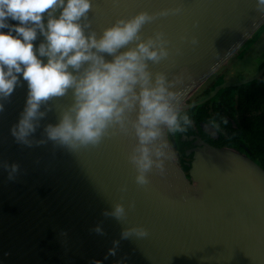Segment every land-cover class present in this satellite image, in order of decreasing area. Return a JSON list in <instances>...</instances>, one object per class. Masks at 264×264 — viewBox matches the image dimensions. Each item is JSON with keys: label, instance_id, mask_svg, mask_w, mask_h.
<instances>
[{"label": "water", "instance_id": "water-1", "mask_svg": "<svg viewBox=\"0 0 264 264\" xmlns=\"http://www.w3.org/2000/svg\"><path fill=\"white\" fill-rule=\"evenodd\" d=\"M161 9L179 12L156 15L142 26L141 38L161 31L168 40L169 55L148 61V68L174 81L187 109L209 101L221 88L263 75L264 66L187 102L264 25L253 0H92L88 23L99 34L117 17ZM26 90L21 81L0 112V161L18 165L13 179L0 167V264H264V169L248 154L216 147L198 135L183 136L195 146L187 152L192 161L186 173L175 137L164 133L162 170H149L147 183L138 185L128 159L136 143L130 127L125 133L112 126L96 145L73 151L46 138L35 143L44 126L56 122L70 93L41 106L45 116L32 145L17 143L10 128ZM201 128L219 138L211 124ZM115 203L124 208L120 219L104 214ZM132 227L146 234L121 236ZM113 247L114 255L108 253Z\"/></svg>", "mask_w": 264, "mask_h": 264}, {"label": "clouds", "instance_id": "clouds-1", "mask_svg": "<svg viewBox=\"0 0 264 264\" xmlns=\"http://www.w3.org/2000/svg\"><path fill=\"white\" fill-rule=\"evenodd\" d=\"M253 3L264 14V0ZM91 7L92 0H0V112L23 81L25 102L10 134L17 143L30 146L45 116L41 106L70 93L69 102L57 110L56 122L46 124L35 143L46 138L73 151L96 145L112 126L125 133L130 127L136 143L128 159L136 170L135 182L144 185L149 170H162V135L183 133L192 125L184 93L165 73L148 68V61L156 63L169 55L167 38L161 31L141 38L140 31L156 15L179 9L117 17L98 34L89 27ZM0 167L9 179L18 169L16 163L3 161ZM123 212V205L115 203L104 214L120 219ZM94 231L101 232L99 225ZM130 233L143 236L146 230L125 228L121 236ZM108 253L114 255L115 247Z\"/></svg>", "mask_w": 264, "mask_h": 264}, {"label": "trees", "instance_id": "trees-1", "mask_svg": "<svg viewBox=\"0 0 264 264\" xmlns=\"http://www.w3.org/2000/svg\"><path fill=\"white\" fill-rule=\"evenodd\" d=\"M263 32L260 31L256 38L258 39ZM245 52H239L240 60L246 59L243 57ZM263 66L264 63L260 65V68ZM223 69L225 73L230 70L224 67ZM220 71L221 69L187 102H197L208 96L217 84L235 82L244 78L237 77L238 79L228 80L225 79V74H220ZM187 111L192 120V125L183 133L172 134L177 141V150L183 156L186 155V146H191L192 141L184 142L182 137L200 134L204 140L216 147L235 148L248 154L264 169V73L254 81L239 86L221 88L215 97L205 103L190 107ZM204 122L216 125L215 128L219 134L217 140L210 138L202 131L201 123ZM180 164L183 171L188 173L190 166L183 162Z\"/></svg>", "mask_w": 264, "mask_h": 264}, {"label": "rangeland", "instance_id": "rangeland-1", "mask_svg": "<svg viewBox=\"0 0 264 264\" xmlns=\"http://www.w3.org/2000/svg\"><path fill=\"white\" fill-rule=\"evenodd\" d=\"M263 28H264V25L260 29H258V31L252 36V38H251L252 40L250 39L247 42V45H245V47H243L239 50L240 53H244V51H246L245 55L247 53H249V54H247L245 60L239 59L240 53L238 52L239 55L233 56L227 64V68L230 70L225 73L224 69L223 68L221 69L220 74H225V79L235 80V79H238L237 77L240 78L242 75L246 76L247 73L252 72V70H254V68H255L254 67L251 69L253 61H256V63L257 62L259 63V61L260 62L262 61L264 63V36L262 38H260L263 33L258 38L259 41L254 42V41H256V39H257L256 37H258L259 32L260 31L263 32ZM250 51H253L254 53L251 54ZM255 55H256V57H255ZM231 67H233V68H231ZM256 68H258V66ZM192 96H194V95H192Z\"/></svg>", "mask_w": 264, "mask_h": 264}, {"label": "flooded vegetation", "instance_id": "flooded-vegetation-1", "mask_svg": "<svg viewBox=\"0 0 264 264\" xmlns=\"http://www.w3.org/2000/svg\"><path fill=\"white\" fill-rule=\"evenodd\" d=\"M224 68H227V65H226V67L224 66ZM227 72H228V71H227ZM196 135L200 136V137L204 140L203 136H201L200 134H196ZM192 136H193V135H192ZM190 137H191V136H190ZM187 140H188V138L185 139V140H183V141L185 142V141H187ZM204 141H206V140H204ZM206 142H208V141H206ZM208 143H209V142H208ZM194 148H195V146H194V144H193V142H192V143H191V146H186V148H185L186 155H185V156H183V154H181L180 152H178V159H179L180 163L183 162V163H185V164H187V165H189V163H191V161H192V154L187 155V152H188V151H191V150L194 149Z\"/></svg>", "mask_w": 264, "mask_h": 264}, {"label": "crops", "instance_id": "crops-1", "mask_svg": "<svg viewBox=\"0 0 264 264\" xmlns=\"http://www.w3.org/2000/svg\"><path fill=\"white\" fill-rule=\"evenodd\" d=\"M263 36H264V32H263V34L261 35L260 38H262ZM258 41H259V39H258L256 42H258ZM257 44H258V43H257ZM257 44H256V45H257ZM254 47H255V46H254ZM250 53L253 54L254 52H253V51H250ZM247 54H249V53H247ZM247 54H246L244 57H246ZM255 57H256V55H255ZM253 60H254V59H253ZM261 64H263L262 61H261V62L259 61V63H258V62L256 63V61H253L252 66H251V69L255 67L254 70H252V72H250V73H247L246 76H243V75H242L241 77L249 78V77L253 76V75H254V74L260 69V65H261ZM257 66H258V68H256Z\"/></svg>", "mask_w": 264, "mask_h": 264}]
</instances>
